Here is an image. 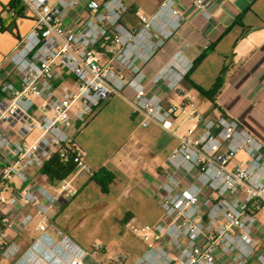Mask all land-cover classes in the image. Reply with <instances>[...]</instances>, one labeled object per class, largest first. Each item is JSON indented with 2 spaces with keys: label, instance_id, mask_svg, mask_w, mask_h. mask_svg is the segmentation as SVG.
Wrapping results in <instances>:
<instances>
[{
  "label": "built area",
  "instance_id": "1",
  "mask_svg": "<svg viewBox=\"0 0 264 264\" xmlns=\"http://www.w3.org/2000/svg\"><path fill=\"white\" fill-rule=\"evenodd\" d=\"M20 1L37 44L15 62L18 81L0 84V252L8 228L34 220L39 234L13 264H84L99 248L81 246L52 214L77 194L73 179L92 173L75 133L129 87L135 111L146 118L142 126L154 121L176 138L160 182L163 219L125 224L145 243L132 264H264V141L236 118L194 110L181 133L177 107L148 94L142 82L143 67L183 23L175 0L159 1L151 13H131L124 0ZM192 4L211 16L207 0ZM192 65L178 51L153 80L179 92ZM56 153L74 169L52 181L39 169Z\"/></svg>",
  "mask_w": 264,
  "mask_h": 264
},
{
  "label": "crops",
  "instance_id": "2",
  "mask_svg": "<svg viewBox=\"0 0 264 264\" xmlns=\"http://www.w3.org/2000/svg\"><path fill=\"white\" fill-rule=\"evenodd\" d=\"M10 1L0 0L1 19L6 25L14 21L11 30L0 29V84L18 81L13 72L15 62L37 44L30 32L32 17L26 12L21 17L11 15L4 8ZM124 1L131 13L136 10L151 13L161 0ZM175 3L184 20L143 67L146 92L159 96L166 105L191 109L200 115L225 114L236 118L264 141V0H207L209 18L201 15L192 0ZM67 22L73 23L74 19ZM178 51L194 67L181 81V91L176 92L164 83H155L153 78L161 67L172 63ZM223 68L222 85L213 101L190 85L192 81L204 89L211 88ZM58 75L68 78L65 72ZM3 97L0 91V99ZM132 100L133 91L129 87L111 95L74 135L91 172L106 167L115 175L107 192L89 179L90 172L76 176L73 181L77 194L52 214L54 222L81 246L90 249L99 240V248L91 250L84 264H109L103 259L119 244L126 226L120 223L122 220L127 222L134 217L138 222L153 224L163 219L160 182L176 138L154 121L147 120V125L142 126L146 118L135 111ZM260 222L264 227V219L260 218ZM38 234L36 220L28 227L8 228L0 264L16 262L28 247L25 242H32Z\"/></svg>",
  "mask_w": 264,
  "mask_h": 264
},
{
  "label": "trees",
  "instance_id": "3",
  "mask_svg": "<svg viewBox=\"0 0 264 264\" xmlns=\"http://www.w3.org/2000/svg\"><path fill=\"white\" fill-rule=\"evenodd\" d=\"M4 8L8 11H13L15 16L21 17L25 15V8L20 0H11ZM132 10L130 9V12ZM0 29L1 30H11L14 26V21L10 24L6 25L5 22L0 17ZM204 53L200 55L198 60L202 58ZM194 67V63L191 69ZM190 69V70H191ZM225 68L221 70L219 75L217 76L215 82L213 83L212 87L209 89H204L198 84L190 81V85L194 87L202 96L205 98L213 101L214 96L220 89L223 81ZM74 169V164L72 161L62 162L58 156V154H54L49 160H47L41 167L40 172L44 173L49 177L50 180L55 181L62 179L69 174ZM115 175L114 173L106 167H101L96 171H93L89 177L90 180H94L100 185V188L103 192H107L109 188V184L113 181ZM122 225L126 223V219L120 222Z\"/></svg>",
  "mask_w": 264,
  "mask_h": 264
},
{
  "label": "rangeland",
  "instance_id": "4",
  "mask_svg": "<svg viewBox=\"0 0 264 264\" xmlns=\"http://www.w3.org/2000/svg\"><path fill=\"white\" fill-rule=\"evenodd\" d=\"M192 110L188 109L182 112L180 106L177 107V121L175 126L178 131L184 133L186 128L191 124L190 117L188 115L192 114ZM260 218L264 219V208L260 212ZM98 245L99 240H95ZM118 246L108 254L106 258L103 259L104 262L113 264V262L131 264L132 262L140 256L143 252L144 242L141 240L139 234L132 233L126 226L123 227L122 234L118 239ZM31 241H26L25 246H29ZM86 248V247H85Z\"/></svg>",
  "mask_w": 264,
  "mask_h": 264
}]
</instances>
